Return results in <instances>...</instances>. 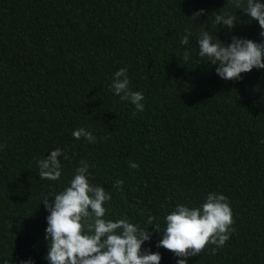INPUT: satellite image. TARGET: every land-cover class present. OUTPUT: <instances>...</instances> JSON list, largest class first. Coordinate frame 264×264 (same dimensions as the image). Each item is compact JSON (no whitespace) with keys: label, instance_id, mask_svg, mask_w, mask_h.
Here are the masks:
<instances>
[{"label":"trees","instance_id":"1","mask_svg":"<svg viewBox=\"0 0 264 264\" xmlns=\"http://www.w3.org/2000/svg\"><path fill=\"white\" fill-rule=\"evenodd\" d=\"M0 264H264V0H0Z\"/></svg>","mask_w":264,"mask_h":264}]
</instances>
